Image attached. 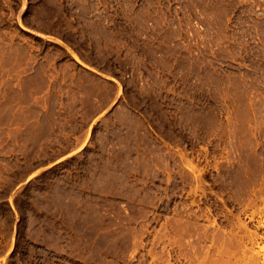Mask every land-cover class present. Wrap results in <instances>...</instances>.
Listing matches in <instances>:
<instances>
[{
  "label": "rangeland",
  "instance_id": "1",
  "mask_svg": "<svg viewBox=\"0 0 264 264\" xmlns=\"http://www.w3.org/2000/svg\"><path fill=\"white\" fill-rule=\"evenodd\" d=\"M0 264H264V0H0Z\"/></svg>",
  "mask_w": 264,
  "mask_h": 264
},
{
  "label": "bare ground",
  "instance_id": "2",
  "mask_svg": "<svg viewBox=\"0 0 264 264\" xmlns=\"http://www.w3.org/2000/svg\"><path fill=\"white\" fill-rule=\"evenodd\" d=\"M23 29H25V28L23 27Z\"/></svg>",
  "mask_w": 264,
  "mask_h": 264
},
{
  "label": "crops",
  "instance_id": "3",
  "mask_svg": "<svg viewBox=\"0 0 264 264\" xmlns=\"http://www.w3.org/2000/svg\"><path fill=\"white\" fill-rule=\"evenodd\" d=\"M67 154H68V153H67ZM67 154H66V155H67Z\"/></svg>",
  "mask_w": 264,
  "mask_h": 264
}]
</instances>
